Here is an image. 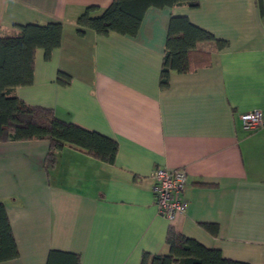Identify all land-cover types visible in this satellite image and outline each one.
Here are the masks:
<instances>
[{
    "label": "crops",
    "instance_id": "1",
    "mask_svg": "<svg viewBox=\"0 0 264 264\" xmlns=\"http://www.w3.org/2000/svg\"><path fill=\"white\" fill-rule=\"evenodd\" d=\"M112 0H0V36L13 26L60 23V46L34 54L33 82L12 94L30 107L116 141L106 165L65 146L46 162L47 141L0 142V203L18 255L0 264H46L49 251L80 264H140L167 254L173 229L222 258L264 264V0H202L149 8L133 37L77 34L86 7ZM171 17H186L227 45H197L192 71L159 88ZM58 73L70 83H56ZM259 110L263 126L242 128ZM182 169L187 202L169 222L156 213L151 173ZM213 224L210 234L202 225Z\"/></svg>",
    "mask_w": 264,
    "mask_h": 264
},
{
    "label": "trees",
    "instance_id": "2",
    "mask_svg": "<svg viewBox=\"0 0 264 264\" xmlns=\"http://www.w3.org/2000/svg\"><path fill=\"white\" fill-rule=\"evenodd\" d=\"M201 1L112 0L102 11L94 6L84 8L76 20L77 34L82 36L85 30H91L99 36L116 33L133 37L147 9L175 6L195 9ZM257 2L261 8V0ZM61 37L60 23L16 25L9 34L0 36V142L47 141L48 165L53 162L56 152L65 146L112 165L118 149L115 140L62 121L50 109L27 106L12 94L14 88L32 84L36 50L43 51L44 59L48 60L51 53L59 48ZM204 42H214L219 50L227 45L193 25L186 17L170 18L159 73L160 89L168 88L172 73L186 74L193 70L191 54L198 44ZM56 83L66 86L70 78L58 73ZM202 227L210 234H216L218 230L213 224H203ZM165 244L167 254L143 253L140 264H247L226 260L218 250L207 249L173 229L167 231ZM17 255L5 206L0 203V263L13 260ZM46 264H80V257L51 250Z\"/></svg>",
    "mask_w": 264,
    "mask_h": 264
},
{
    "label": "built area",
    "instance_id": "3",
    "mask_svg": "<svg viewBox=\"0 0 264 264\" xmlns=\"http://www.w3.org/2000/svg\"><path fill=\"white\" fill-rule=\"evenodd\" d=\"M242 128L246 132H254L263 126L259 110H252L240 117ZM151 191L156 213L163 219L172 222L178 215L185 213L187 202L182 194L186 186V173L182 169L156 168L150 175Z\"/></svg>",
    "mask_w": 264,
    "mask_h": 264
}]
</instances>
